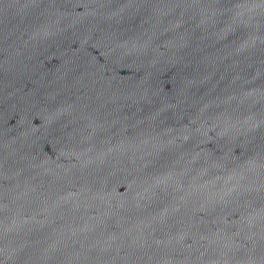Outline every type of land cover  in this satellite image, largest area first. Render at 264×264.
<instances>
[{
  "label": "water",
  "instance_id": "95a60500",
  "mask_svg": "<svg viewBox=\"0 0 264 264\" xmlns=\"http://www.w3.org/2000/svg\"><path fill=\"white\" fill-rule=\"evenodd\" d=\"M0 264H264V0H0Z\"/></svg>",
  "mask_w": 264,
  "mask_h": 264
}]
</instances>
